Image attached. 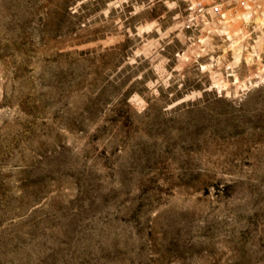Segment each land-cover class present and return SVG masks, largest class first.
<instances>
[{"label":"rangeland","instance_id":"rangeland-1","mask_svg":"<svg viewBox=\"0 0 264 264\" xmlns=\"http://www.w3.org/2000/svg\"><path fill=\"white\" fill-rule=\"evenodd\" d=\"M0 264H264V0H0Z\"/></svg>","mask_w":264,"mask_h":264}]
</instances>
